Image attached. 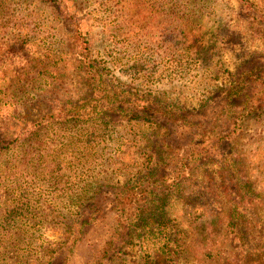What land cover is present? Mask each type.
<instances>
[{
    "label": "trees",
    "instance_id": "trees-1",
    "mask_svg": "<svg viewBox=\"0 0 264 264\" xmlns=\"http://www.w3.org/2000/svg\"><path fill=\"white\" fill-rule=\"evenodd\" d=\"M61 9L59 16L73 18L71 29L63 30L68 48L59 56L57 63L62 65L58 71L83 70L89 91L39 116L31 122L32 128L26 127L13 141L0 137V264H58L62 245L71 239L73 242L64 249L65 264L74 256V247L88 227L100 224L108 212L113 221L98 244L93 264H101L116 247L122 251L136 241L141 247L140 264H179L188 243L186 232L172 215L175 203L202 214L192 226L190 242L200 264H264V139L246 149H239L235 143V135H240L247 123L264 117V55L250 56L236 71H228L224 85L218 81L209 84L211 89L191 110L179 95L175 103L165 95L163 99L151 94L146 98L130 89L110 87L101 62L91 60L84 51L78 57L74 53L73 60L68 61L71 48L85 45L82 49L88 51L93 37H89L87 25L75 18L72 7L65 4ZM245 20L255 33L264 36V23L257 13L250 12ZM196 28H189L188 38L201 55L205 49L195 41L203 29ZM213 38L226 40L218 33ZM13 40L12 47L0 55V94L14 88L19 79L11 60L27 58L32 50L22 34L7 40L9 45ZM210 54L207 59L202 55L207 65L215 61ZM9 72L14 73L13 83L3 81ZM4 101L0 97V107ZM90 120L140 124L142 129L132 139L140 155L136 163L125 156L127 150L120 155L117 147L110 167L122 177L119 185L112 187V199L105 205L96 203L94 194L88 195L91 180L81 185L79 194L64 195L68 200L59 209L60 219L52 214L67 239L53 247L41 232L44 216L38 220L29 195L35 197L36 186H45L47 175L57 174L58 167L59 173L64 171L59 178L68 186L65 191L80 184L78 172L85 166L79 154L95 157L91 143L86 145L90 140L85 139L88 129L84 124ZM50 128H58L56 136L51 135ZM96 130L93 128L99 134ZM29 174L35 176L34 185L27 180ZM104 186L97 183L96 193ZM227 244L233 247L229 253L225 251Z\"/></svg>",
    "mask_w": 264,
    "mask_h": 264
},
{
    "label": "rangeland",
    "instance_id": "rangeland-1",
    "mask_svg": "<svg viewBox=\"0 0 264 264\" xmlns=\"http://www.w3.org/2000/svg\"><path fill=\"white\" fill-rule=\"evenodd\" d=\"M65 4L73 8L75 18L87 25L89 37H93L88 51L82 49L85 45L71 48L68 61L73 60L74 53L78 57L84 51L91 60L101 62L104 80L110 87L130 89L146 98L151 94L163 99L165 95L164 98L174 99L175 103L179 95L191 110L199 106L200 99L211 89L209 84L218 81L224 85L230 76L228 71H236L250 56L264 55V36L255 33L245 20L252 12L264 23V0H0V55L12 47L14 40L10 45L7 40L17 39L18 33L32 45L27 58L11 60L10 66H15L19 79L14 82V88L0 94L5 99L0 107V137L8 141H13L26 127L32 128L31 122L39 116L57 110L59 103L88 94L83 70L58 71L62 65L57 63L59 56L68 48L63 30L71 29L73 18L59 16ZM188 27L191 31L196 27L203 29L201 37L195 41L205 49L201 55L191 45ZM214 33L226 40H214ZM209 52L215 61L207 65L204 57L209 58ZM13 76L14 73L9 72L3 81L13 83ZM84 125L88 129L85 139L90 140L86 145L91 143L95 157L79 154L85 166L78 172L80 184L72 191H65L68 186L59 178L64 171L59 173L61 167H58L57 174L47 175L45 186H36L35 197L29 195L38 220L44 216L41 232L51 240L53 247H59L67 239L52 214L60 219L59 209H63V202L68 200L64 195L79 194L81 185L91 180L93 186H89L88 195L94 194L96 203L105 205L112 199V187L118 186L122 177L110 167L117 156V147L120 155L127 150L125 156L134 162L140 155L132 140L142 129L140 124L126 120L113 125L90 120ZM93 128H97L99 134H95ZM49 132L56 136L58 128H50ZM236 135L239 149L249 148L258 139H264V117L247 123L245 130ZM203 173L204 170L200 179ZM33 177L29 174L27 180L34 185ZM97 183L105 185L99 194L96 193ZM197 190L200 191L198 186ZM211 207L218 209L213 203ZM224 208H228L227 205ZM171 209L179 227L186 232L185 242L188 243L179 264H200L190 242L192 226L202 214H194L181 203L173 204ZM112 221V214L108 212L104 221L88 227V232L74 247V256L65 264H93L98 244L107 236ZM72 242L70 239L62 245L58 264H64V249ZM232 248L227 244L225 251L229 253ZM120 249H113L102 258L101 264H140L141 247L137 241Z\"/></svg>",
    "mask_w": 264,
    "mask_h": 264
}]
</instances>
